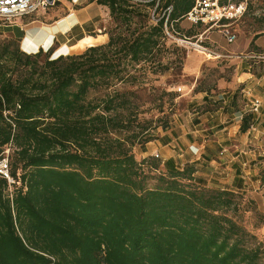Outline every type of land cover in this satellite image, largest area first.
<instances>
[{
    "label": "trees",
    "instance_id": "16d2710c",
    "mask_svg": "<svg viewBox=\"0 0 264 264\" xmlns=\"http://www.w3.org/2000/svg\"><path fill=\"white\" fill-rule=\"evenodd\" d=\"M89 1L108 10L105 43L52 57L0 41V264H263L242 193L133 153L154 138L137 89L170 48L184 60L165 30L181 35L195 0Z\"/></svg>",
    "mask_w": 264,
    "mask_h": 264
},
{
    "label": "crops",
    "instance_id": "0c3cea01",
    "mask_svg": "<svg viewBox=\"0 0 264 264\" xmlns=\"http://www.w3.org/2000/svg\"><path fill=\"white\" fill-rule=\"evenodd\" d=\"M57 1L66 2V0ZM81 1L83 4L80 7H75L73 4L67 6L69 12L66 18L71 17L72 21L68 32L72 27H80L83 23L88 24V33L99 30L92 22L95 17L89 16L83 19L84 21L81 19L88 14L89 10L100 5L95 1ZM260 10L262 12L257 14L258 18L253 17L256 11L250 13L249 6L244 16L232 25L236 37L231 43L226 41L220 30L214 33L211 29L203 33V38L211 43L210 57L200 56L194 49L186 53L183 63L185 76L197 75L201 65L209 61L228 62L235 73L230 80L220 79L216 89L210 93L194 91L192 86L187 87L181 94V97L185 99L184 107L186 108L176 117L179 124L170 127L169 130L156 133L151 141L141 144L142 158L160 155L163 161L171 164L173 149L177 146L179 149L185 146L187 148L184 149L185 152L192 151L198 154L195 159H200L201 169L208 168V164L216 163V166H220V172H224L223 174L228 175L231 170L234 171L226 187L232 190L244 189L249 180L257 178L258 171L264 170V148L257 141L258 138H264V58H262L264 57V7ZM185 20L179 22L181 28L185 27ZM191 27L202 28L192 24ZM83 32L85 38L87 34ZM199 33L200 31L195 34L190 33L189 37L185 35L183 37L195 38ZM96 36L102 38L95 44H101L107 40V34L100 33ZM253 98L261 100V106L257 112H251L249 108ZM249 114H251L249 127L242 131L240 127L243 118ZM209 133H213L212 140L207 139ZM248 135H251L252 139H249ZM250 143H253V147H246ZM208 150L216 154L215 159H208L206 152ZM169 168L178 167L170 165ZM225 170L230 172L227 173ZM198 171L199 168L196 167V173Z\"/></svg>",
    "mask_w": 264,
    "mask_h": 264
},
{
    "label": "rangeland",
    "instance_id": "374dc122",
    "mask_svg": "<svg viewBox=\"0 0 264 264\" xmlns=\"http://www.w3.org/2000/svg\"><path fill=\"white\" fill-rule=\"evenodd\" d=\"M66 2L56 0L54 4L46 7L44 10H37L29 15L16 18L11 23H6L0 19V41L16 36L20 37V40H18L20 49L27 53H34L42 48L44 51L52 49V57L59 54H78L84 51L87 46L93 45L101 40L102 37H97L96 35L111 29L113 26L108 10L103 6H95L92 10L88 11L85 17L82 16L81 21H84L83 19L89 16H93L95 18L92 22L96 24L99 30L88 33L89 26L83 23L80 27H72L71 31L68 32L72 21L71 17L66 18L69 12L67 6L73 4L75 7H80L83 2L81 0H76V3H74V0H66ZM247 3V9L250 6V13L256 11L253 17L258 18L259 15L257 14L262 12L260 8L264 7V0H247ZM184 25L185 27L181 28V35L175 34L176 38H182V34L184 33L195 34L199 31L201 32V29H203L191 27L190 22L187 20L184 21ZM212 30H214V33L217 32V28H213ZM83 31L87 34L85 38ZM28 38L32 39L34 43L29 48L24 44V40ZM189 39L191 41L195 40L194 37ZM171 44L182 49L185 55L188 51H193L192 47L174 39L167 41L168 46ZM203 44L208 48L211 46V43H208V40L204 38ZM172 48L169 49L170 52L167 53L168 58L165 59V62L169 61L166 70L160 74L149 73L147 80H145L144 89L134 87V89H137V101L142 104L141 109H143L140 118L147 122L145 124L148 127V130L145 132L147 136H154L158 132L169 130L170 127L179 124L176 117L186 108L184 107L186 105L185 99L181 97V94L187 87L192 86L194 91L197 86L214 90L220 79L230 80L235 73L234 68L228 62L213 63L209 61L201 65L197 75L185 76L183 72L184 60L179 59L177 57L179 54L177 51L173 52ZM195 53L207 57L203 53ZM209 134L207 139L210 138L212 140L214 138L213 133ZM251 137V135H248L249 139H252ZM257 141L264 148V138H258ZM140 144L138 143L133 147V153L137 160L142 159L140 156ZM250 144H247L246 147L252 148L253 143ZM178 147L176 149L174 148L171 152V164L163 161L160 155H152L159 160L160 167L159 170L152 171L151 174L157 175L162 171L165 172V169H168L170 165L182 168L186 164H192L199 168L198 173L195 174V181L198 184L215 188L228 187V180H231L234 171L231 170L230 172V170H225L227 173L228 171L230 173L228 175L226 173L223 174L224 172H220V166H216V163H212L213 165L208 164V168L201 169L200 159H195L198 154L192 151L185 152L184 149H187L185 146H181V149ZM206 152L208 159H215L216 154L214 152L210 150ZM154 184V179L148 180V186H153ZM236 191L243 194L244 202L249 207V210L244 212L241 223L258 241L262 242L264 247V170L261 169V171H258L257 178H252V181L249 180L245 184L244 189Z\"/></svg>",
    "mask_w": 264,
    "mask_h": 264
},
{
    "label": "built area",
    "instance_id": "2783aa9c",
    "mask_svg": "<svg viewBox=\"0 0 264 264\" xmlns=\"http://www.w3.org/2000/svg\"><path fill=\"white\" fill-rule=\"evenodd\" d=\"M54 2L49 3L47 0H0V19L6 23H11L16 18L29 15L37 10H44ZM247 6V0H195L192 8L185 15V19L194 26H201L203 28L202 32L196 35L194 41L186 37L176 38L175 34L178 33L173 29L168 30L166 28V35L210 57L212 52L203 44V33L217 28L228 43L233 42L236 36L232 25L244 16ZM170 9V7L167 8L168 12ZM260 106L261 100L253 98L249 108L251 112H257ZM0 176L6 178L9 182L12 181L6 157L0 158Z\"/></svg>",
    "mask_w": 264,
    "mask_h": 264
},
{
    "label": "bare ground",
    "instance_id": "6f19581e",
    "mask_svg": "<svg viewBox=\"0 0 264 264\" xmlns=\"http://www.w3.org/2000/svg\"><path fill=\"white\" fill-rule=\"evenodd\" d=\"M48 39V38H47ZM47 41V40H46ZM24 44H25V46L27 47V48H29V47H31V46H33L34 45V43H33V41H32V39H30V38H28L27 40H24Z\"/></svg>",
    "mask_w": 264,
    "mask_h": 264
},
{
    "label": "water",
    "instance_id": "95a60500",
    "mask_svg": "<svg viewBox=\"0 0 264 264\" xmlns=\"http://www.w3.org/2000/svg\"><path fill=\"white\" fill-rule=\"evenodd\" d=\"M49 3H53L54 2V0H47ZM60 55V54H59ZM64 55V54H63Z\"/></svg>",
    "mask_w": 264,
    "mask_h": 264
}]
</instances>
